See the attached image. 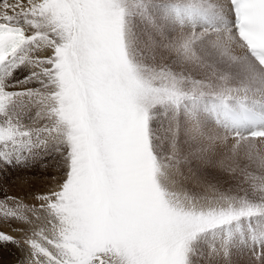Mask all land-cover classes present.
I'll return each mask as SVG.
<instances>
[{
    "label": "snow or ice",
    "instance_id": "obj_1",
    "mask_svg": "<svg viewBox=\"0 0 264 264\" xmlns=\"http://www.w3.org/2000/svg\"><path fill=\"white\" fill-rule=\"evenodd\" d=\"M0 223L16 264H264V0H0Z\"/></svg>",
    "mask_w": 264,
    "mask_h": 264
},
{
    "label": "rangeland",
    "instance_id": "obj_2",
    "mask_svg": "<svg viewBox=\"0 0 264 264\" xmlns=\"http://www.w3.org/2000/svg\"><path fill=\"white\" fill-rule=\"evenodd\" d=\"M12 193L15 194L17 192L16 188L11 189ZM0 228H2L4 231H9V228L4 226L2 223H0ZM10 234L17 236L18 234L16 232H11ZM24 253L15 247H11L10 249H5L2 253H0V259L4 261V264H16V258L20 257L23 258ZM243 264H247V258L245 257Z\"/></svg>",
    "mask_w": 264,
    "mask_h": 264
}]
</instances>
